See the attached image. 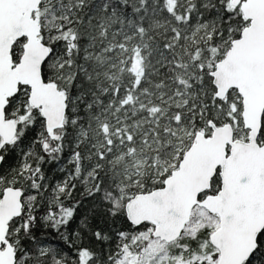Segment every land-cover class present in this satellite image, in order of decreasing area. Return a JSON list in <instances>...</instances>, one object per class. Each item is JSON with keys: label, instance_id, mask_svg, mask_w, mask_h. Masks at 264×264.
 <instances>
[{"label": "snow or ice", "instance_id": "1", "mask_svg": "<svg viewBox=\"0 0 264 264\" xmlns=\"http://www.w3.org/2000/svg\"><path fill=\"white\" fill-rule=\"evenodd\" d=\"M0 264H264V0H0Z\"/></svg>", "mask_w": 264, "mask_h": 264}]
</instances>
